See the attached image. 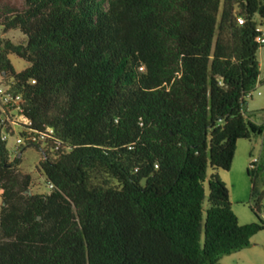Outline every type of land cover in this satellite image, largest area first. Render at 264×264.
Instances as JSON below:
<instances>
[{"label":"trees","instance_id":"obj_1","mask_svg":"<svg viewBox=\"0 0 264 264\" xmlns=\"http://www.w3.org/2000/svg\"><path fill=\"white\" fill-rule=\"evenodd\" d=\"M256 13L264 0H0V26L25 35L0 37V69L69 146L39 159L52 186L30 192L0 138V264H221L249 246L259 205L240 223L214 169L238 138L264 143L244 108Z\"/></svg>","mask_w":264,"mask_h":264},{"label":"rangeland","instance_id":"obj_2","mask_svg":"<svg viewBox=\"0 0 264 264\" xmlns=\"http://www.w3.org/2000/svg\"><path fill=\"white\" fill-rule=\"evenodd\" d=\"M4 3H10L15 6H22L23 0H2ZM237 10V7L235 6ZM258 26L261 27L264 34V17L258 13L254 15ZM0 37H6L13 42H24L25 35L19 29L4 30L0 26ZM9 59L16 71L28 65V61L14 53L9 54ZM257 59L259 62V77L261 82L254 86L252 95L246 98L244 104L246 114H248L256 122H264V113L261 108L264 106V43H260L257 50ZM259 90V93L257 92ZM263 136L252 134L250 137H241L236 141V147L228 169L216 167L214 171L218 173L220 178L226 183L229 193L231 208L237 215L240 223L250 221H258V217L251 206L258 204L260 216L264 221V143ZM9 156L13 158L18 155L14 151V137L9 136L6 142ZM21 150V148H19ZM257 157L255 171L256 191L251 193V175L247 172L248 161L252 157ZM20 167L22 171L31 175L30 192H47L49 186L45 180L42 171L37 169L36 165L41 158V152L33 147H25L20 153ZM2 203L0 195V205ZM243 254L236 256L233 260L237 264H264V228L255 232L250 238V247H244L241 251Z\"/></svg>","mask_w":264,"mask_h":264},{"label":"built area","instance_id":"obj_3","mask_svg":"<svg viewBox=\"0 0 264 264\" xmlns=\"http://www.w3.org/2000/svg\"><path fill=\"white\" fill-rule=\"evenodd\" d=\"M238 23L244 21L243 16L237 15ZM260 29V28H259ZM259 43H264V34L256 37ZM34 82V79L31 80ZM253 89L244 94V98L252 95ZM259 93V91H257ZM23 96L11 88L10 81L4 71L0 69V138L7 142L9 136L14 137V151L21 153V147L37 146L41 157L47 152L59 151L69 148L68 145L56 134L52 126L42 128L34 127L30 118L24 114ZM258 158L252 157L248 163L249 168H256ZM49 187L52 184H48Z\"/></svg>","mask_w":264,"mask_h":264},{"label":"crops","instance_id":"obj_4","mask_svg":"<svg viewBox=\"0 0 264 264\" xmlns=\"http://www.w3.org/2000/svg\"><path fill=\"white\" fill-rule=\"evenodd\" d=\"M260 28V31L261 33H263L261 27L259 26ZM261 78L258 80V82H261ZM259 91V90H258ZM264 100V99H262ZM264 106V105H263ZM249 162V161H248ZM247 167H248V164H247ZM0 192H1V189H0ZM247 247H250V244L249 246ZM243 249V248H242ZM242 249L240 250H237V251H234V252H231V253H228V254H224L220 257L219 261L221 264H237V261L233 260V258H235L236 256H239V255H242L243 253L241 252Z\"/></svg>","mask_w":264,"mask_h":264}]
</instances>
